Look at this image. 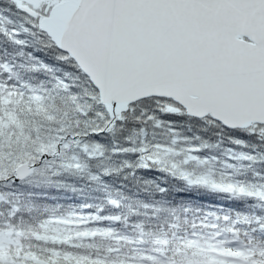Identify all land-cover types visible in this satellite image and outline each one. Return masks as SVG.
<instances>
[{"label": "snow or ice", "instance_id": "obj_1", "mask_svg": "<svg viewBox=\"0 0 264 264\" xmlns=\"http://www.w3.org/2000/svg\"><path fill=\"white\" fill-rule=\"evenodd\" d=\"M0 42V264H264V0H0ZM30 178L70 211L26 221Z\"/></svg>", "mask_w": 264, "mask_h": 264}, {"label": "trees", "instance_id": "obj_2", "mask_svg": "<svg viewBox=\"0 0 264 264\" xmlns=\"http://www.w3.org/2000/svg\"><path fill=\"white\" fill-rule=\"evenodd\" d=\"M26 39L31 40V37H25ZM7 48L9 50V55L7 58L12 62H19L24 63L26 62V59H21L19 57H15L14 54L18 53L20 51L19 48L15 46H9L6 43L0 42V53L3 52V50ZM26 52L32 51V49H25ZM47 50H43L41 52H35L34 54L38 57H43L44 52ZM51 55V53H48ZM24 79L32 80L34 77H38L39 79H44L42 75H39L37 73H33L31 71H27L25 69L17 68ZM57 103H60L58 100ZM13 122H15V118L11 117ZM34 125L36 122H33ZM131 127V126H129ZM184 132L186 135L192 136L199 134L201 137L208 140L209 144H214L217 142L218 139L223 138L224 139V146L225 147H231L227 143V139L223 134H217L216 130H209L207 132H201L198 128L193 127L191 130H189L187 127H185ZM123 135H127V133L118 134L116 136V139H122ZM111 146V140H109L108 145L106 146V150L110 148ZM214 153L218 154V150L213 149ZM106 163L112 165V166H118V162L114 160H109ZM97 164H100L103 166L102 162L94 161L91 164V170L93 172L97 169ZM220 172V166H217V178L219 177ZM38 178H30L29 181H26L23 186L19 188L21 195V201L25 207V209L31 208L32 211L30 213L25 214L24 219L26 221H31L33 225H35L37 220H41L47 216L53 215V214H61V213H67L70 211L68 205L72 202H74L72 199H65L64 197L71 198L73 196L72 193L66 192V191H55V190H49V194L58 197V199L55 200H43L38 198V193L45 190L44 186L41 185L39 188L35 187L34 181ZM66 182L76 184V185H84L87 187L88 191L84 193V195H97L96 192H93L92 189H96L97 186L94 184H89L87 177H78V176H65L63 178ZM115 179V182L117 185L120 183H126L127 188L125 189V194L128 197L127 199L123 200L122 206L119 208V213L126 217L129 224H135L137 222L144 221L145 218L143 216L144 209L137 205V200H143L148 198V190L145 187L143 179L140 178H129L127 181H122L120 178H112ZM219 200L224 201L225 206L228 205L229 197L228 196H217L216 197ZM96 203H100L101 200L98 199L95 201ZM131 205V207H129ZM6 208H0V212H5ZM252 209L250 208L249 211ZM134 213H140V215L134 214ZM124 230L122 232H127L129 235H133L134 232L130 228H126L124 225H120ZM109 242L107 241H99L98 247L100 249H104L108 247Z\"/></svg>", "mask_w": 264, "mask_h": 264}]
</instances>
